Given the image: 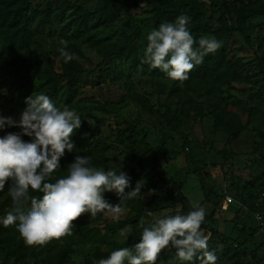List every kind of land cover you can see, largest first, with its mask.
I'll list each match as a JSON object with an SVG mask.
<instances>
[{
  "label": "rangeland",
  "instance_id": "obj_1",
  "mask_svg": "<svg viewBox=\"0 0 264 264\" xmlns=\"http://www.w3.org/2000/svg\"><path fill=\"white\" fill-rule=\"evenodd\" d=\"M64 1L70 5L74 2L30 0L32 4L49 3L53 7ZM137 1L143 7L148 5V0ZM174 1L182 4L193 0ZM195 1L208 8L202 18L199 38L205 36L219 41L227 59L241 64L244 79L249 80L234 84L235 89L220 86L223 99L206 92V81L190 74L186 81H171L144 64L147 36L160 25L154 22L152 13L140 9L119 12L112 22L92 28L93 37L86 40L65 25L72 18L73 7H68L63 22H54L51 29L36 33L27 48L4 57L0 116L19 120L27 107L25 100L39 94L42 83L61 74L69 65L58 52V48L63 47L60 41H67L65 50L74 56L70 62L93 71L78 79L76 94L68 104L82 122L71 137L76 149L62 157L61 168L54 177L66 175L68 169L64 165L76 152H82L91 157L93 167L124 172L130 178L126 192L137 182L143 186L142 197L123 204L125 212L119 220L99 213L95 217L84 214L74 222V227L97 228L100 234L97 240L82 239L73 232V227L70 236L45 246L28 247L15 226L5 227L0 222V264H48V260L55 264L59 252L64 253L61 264H98L129 238L142 235L141 217L147 227L156 218L181 213L182 202L171 192V185L154 172L144 175L137 159L128 156L129 145L122 133L128 124L138 133L139 148L150 156L158 154L159 165L187 202L192 207H203L206 215L214 211L220 233H211L203 227L200 231L208 237V250L216 254V264H247L252 261L250 252L253 250L258 257L264 256V73L256 62L259 58L264 64V15L246 19L241 33L220 36L219 18L224 9L211 7V4L220 7L226 4L230 12L226 16L232 18L227 23L231 25L235 10L248 0ZM258 1L264 4V0ZM80 7L91 21L101 14L97 0H84ZM134 32V43L128 48L124 41ZM116 51L117 55L110 56ZM43 54L48 56V63L42 61ZM252 92L255 96H249ZM189 100L202 106V116L183 115L182 102ZM240 102L245 107L252 106L253 114L248 115ZM221 108L239 116L242 129L236 138H229L215 128L213 113ZM162 114L170 118L175 127L169 125ZM88 120L94 123L89 125ZM19 131L16 127H6L0 131V138ZM104 198L113 205L119 203L115 193L106 192ZM11 208L6 185L0 191V221ZM149 211L153 216L146 215ZM121 222L123 225H119ZM233 225L235 230H231ZM126 226H131L127 239L119 235ZM239 231L245 235L241 236ZM245 236L249 241L244 242ZM155 264L182 262L169 247L161 251ZM190 264H200V261L196 259Z\"/></svg>",
  "mask_w": 264,
  "mask_h": 264
},
{
  "label": "clouds",
  "instance_id": "obj_2",
  "mask_svg": "<svg viewBox=\"0 0 264 264\" xmlns=\"http://www.w3.org/2000/svg\"><path fill=\"white\" fill-rule=\"evenodd\" d=\"M189 19L180 15L173 23L161 24L147 36L144 64L166 73L171 81H186L206 55L221 47L215 38L202 36L195 40L187 27ZM67 43L61 40L63 47L58 48L65 63L74 59L65 50ZM25 104L19 120L0 116V131L6 127L20 129L0 138V191L8 185L12 201L11 210L0 222L5 227L15 226L26 246H45L72 235L74 222L84 214L90 217L110 214L119 220L125 212L123 204L142 197L143 184L137 182L126 192L130 178L124 172L93 167L88 156H75L66 175L55 178L62 157L76 149L71 137L81 127L82 119L75 110L57 108L44 94L29 96ZM24 136L30 141H24ZM30 191L42 196L30 195ZM106 192L115 193L119 203H109L104 198ZM193 209L186 215L156 218L147 227L141 217L139 226L143 230L139 243L112 251L98 264H155L161 251L169 247L182 264L196 259L200 264H216V254L208 250V237L200 231L206 211L199 205H193ZM146 215L153 213L149 211ZM130 231L131 226H126L119 235L127 239Z\"/></svg>",
  "mask_w": 264,
  "mask_h": 264
},
{
  "label": "trees",
  "instance_id": "obj_3",
  "mask_svg": "<svg viewBox=\"0 0 264 264\" xmlns=\"http://www.w3.org/2000/svg\"><path fill=\"white\" fill-rule=\"evenodd\" d=\"M82 1L84 0H74L71 5L64 1L56 7H53L49 3L32 4L30 0H0V87L4 78V70L2 69V64H5L4 57L27 48L36 33H42L45 29H51L54 22H63L65 17L64 12L68 7H73V12L71 14L72 18L66 21L65 25L76 36L84 37L86 40H91L93 37V34L90 32L92 28L112 22L119 12L140 9L144 12L152 13L153 20L157 25L173 23L180 15L188 16L190 18L187 25L188 30L193 35L194 39L198 41L202 26V18L208 9L202 2H197L195 0L182 4H177L174 0H148V5L146 7L141 6L137 0H97L101 4V14L97 20L91 21L89 15L81 10L80 3ZM210 1L212 3V0ZM211 7L224 9L219 18L221 24L218 34L220 36H230L234 33H241L242 23L246 19L264 15L263 3H260L258 0H248L241 8L235 10L234 23L228 25L227 20L232 18H228L230 12L226 4L223 3V7H220L212 3ZM135 31L137 32L138 29L136 28ZM134 37L135 32L127 36L124 45L131 48L134 43ZM196 46L198 45L194 47ZM117 54L118 51L110 54V56H115ZM41 57L44 63H48L47 55L43 54ZM256 62L257 66L264 73V64L261 59L257 58ZM240 66L241 64L238 62L228 60L224 49L220 47L214 53L206 55L203 58V62L196 65L189 74L201 81H206L208 85L206 92L208 94L223 99L224 97L221 95L222 92L219 89L220 86L235 89L234 84L249 82V80L244 79L242 67ZM92 71L84 70L78 64L69 62V65L61 74H55L41 84L39 94L47 95L57 108L63 110L65 107H68V104L73 100L76 94V83L78 79L92 73ZM152 71L167 77L166 73H163L159 69H152ZM249 96H255V92L250 93ZM240 103L241 107L244 108L248 115L253 114L254 108L252 106L245 107L243 102ZM181 107V111L185 117H197L204 114L202 106L193 100H189L187 103L182 102ZM162 117L169 125L175 127V123L171 121L170 118L165 117L164 114H162ZM213 118L215 128L224 132L229 138H236L240 134L242 129L241 120L234 112L221 108L213 113ZM122 133L125 135V139L129 145L128 156L137 159L144 175H147L149 172H154L158 174L160 179L165 181V183L171 185V192L175 193L182 202V210L181 213L178 214L186 215L190 211H193V207L187 202L180 190L176 188L175 182L167 177L166 172L159 165L158 154L150 156L146 151L139 148V141L137 139L138 133L133 125L128 124ZM24 141H28L27 136H24ZM77 155L84 156L82 152H76L71 161L64 165L65 169H68V164H70ZM30 195L42 196L40 193H32L31 191ZM168 198L170 200V197ZM213 216L214 211L205 215L201 227L207 229L211 233L218 234L220 233L218 228L219 224ZM164 217L166 216L161 218ZM119 225H123V222L119 223ZM141 230L143 229L141 228ZM231 230H235L234 225L231 226ZM73 232L85 240H97L100 235L97 228L86 226H75ZM239 232L241 236L245 235L242 231ZM245 237L244 242L249 241V239ZM140 238L141 236L129 238L118 246V249L123 247L130 248L139 243ZM250 254L252 261L247 264H264V256L258 257L255 250L251 251ZM63 257L64 253L59 252L55 256V264H61ZM51 263L52 261L48 260V264Z\"/></svg>",
  "mask_w": 264,
  "mask_h": 264
}]
</instances>
